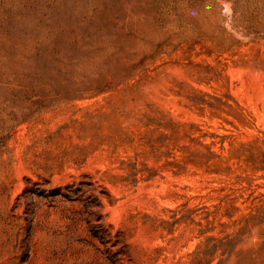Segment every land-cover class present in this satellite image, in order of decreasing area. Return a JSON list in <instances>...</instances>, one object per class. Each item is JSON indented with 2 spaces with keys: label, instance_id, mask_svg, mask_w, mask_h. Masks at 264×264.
I'll return each instance as SVG.
<instances>
[{
  "label": "rangeland",
  "instance_id": "1",
  "mask_svg": "<svg viewBox=\"0 0 264 264\" xmlns=\"http://www.w3.org/2000/svg\"><path fill=\"white\" fill-rule=\"evenodd\" d=\"M0 264H264V0H0Z\"/></svg>",
  "mask_w": 264,
  "mask_h": 264
}]
</instances>
